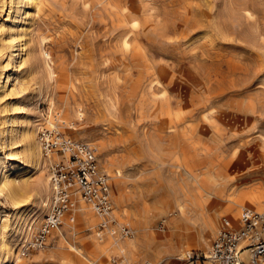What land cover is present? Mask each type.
<instances>
[{
	"label": "rangeland",
	"instance_id": "1",
	"mask_svg": "<svg viewBox=\"0 0 264 264\" xmlns=\"http://www.w3.org/2000/svg\"><path fill=\"white\" fill-rule=\"evenodd\" d=\"M42 110L97 148L131 238L99 242L100 221L80 203L91 225L64 219L48 247L20 257L48 210L31 144ZM208 161L227 196L221 225L264 211V0H0V264H159L157 238L174 232L207 254L193 225L157 223L152 202Z\"/></svg>",
	"mask_w": 264,
	"mask_h": 264
},
{
	"label": "built area",
	"instance_id": "2",
	"mask_svg": "<svg viewBox=\"0 0 264 264\" xmlns=\"http://www.w3.org/2000/svg\"><path fill=\"white\" fill-rule=\"evenodd\" d=\"M40 120L36 140L40 155L46 160L51 197L42 225L22 246L20 257L48 247L51 232L62 225L66 215L77 212L80 203L100 221L95 233L98 238H131L134 231L130 223L117 222L113 216L110 179L99 167L97 148L63 135L61 130L65 123L60 112L48 114L42 110ZM181 261V264L205 261L211 264H264V211L242 209L237 230L219 229L207 254L186 251ZM110 263L117 264L116 257Z\"/></svg>",
	"mask_w": 264,
	"mask_h": 264
},
{
	"label": "bare ground",
	"instance_id": "3",
	"mask_svg": "<svg viewBox=\"0 0 264 264\" xmlns=\"http://www.w3.org/2000/svg\"><path fill=\"white\" fill-rule=\"evenodd\" d=\"M127 15L131 17L132 14ZM64 107L67 108L69 116H73L74 114H76V112L71 107H69L68 104L64 103ZM68 125L70 130H72L73 125H71V123H69ZM31 144L37 151V160H40L38 169L40 171H43L46 169V166H44V164H46V160L41 157L37 140L35 139L33 134L31 137ZM213 166V162L211 163V161H208L202 167L204 171H201L200 179L196 174L190 172L189 175L192 179L190 182L188 181L184 184L180 180L169 181L166 184V191L164 195L165 197H160L157 202H152L153 209L156 210L157 223L167 224L172 230H177L179 225H193L195 229V235L193 236L195 246L199 250H206L207 252H209V248L211 247V237L213 236L215 229L222 226L221 229L227 227L229 229L236 230L235 228H231L230 225L227 223V220L225 219L222 220L221 225L220 212L215 210L217 207L227 204L228 201L226 199L227 196H225V193H221L219 191L220 189H218V181L215 180V177H213L210 173L213 170H211V168H214ZM205 167H207L208 169H205ZM44 177L45 176L43 174L37 179L36 186L38 190L44 194V199L41 200L40 207L42 209H47L49 207V195L51 193V188L49 186L47 177L46 179ZM213 206L215 208H213ZM226 207L227 211L231 209V207H229L228 205H226ZM82 215H84V217H86L87 219V215L84 211V208L82 205H80L79 210L77 212L65 218V225L69 226L71 221H79L84 228L86 227V225H91L89 224L90 222H88L91 220L87 219L86 223L82 221ZM228 219L231 226H238L239 222H237V218H235V216H230ZM197 222H200L201 225L204 227V230L207 234L206 236L202 234V229L200 226L197 225ZM59 237L63 238L62 233L59 234ZM170 237L172 243L169 244H166L167 240L169 239L168 236H160L157 238V242L164 246V257L159 264H175V261H181V259L183 258L184 254L182 252L187 251L185 250V247L188 246H185V244L183 243L180 246L178 245V239H184L183 234L181 235L178 232H174L173 236L171 235ZM53 238V236L49 237V239ZM96 239L99 242H102L103 240L102 238H98L97 236ZM89 246L92 249H99L98 244L94 241H92ZM39 254V256L41 257H44L45 255L44 253Z\"/></svg>",
	"mask_w": 264,
	"mask_h": 264
},
{
	"label": "crops",
	"instance_id": "4",
	"mask_svg": "<svg viewBox=\"0 0 264 264\" xmlns=\"http://www.w3.org/2000/svg\"><path fill=\"white\" fill-rule=\"evenodd\" d=\"M211 246V245H210ZM198 264H211L210 262H207V261H205V262H202V263H198Z\"/></svg>",
	"mask_w": 264,
	"mask_h": 264
}]
</instances>
